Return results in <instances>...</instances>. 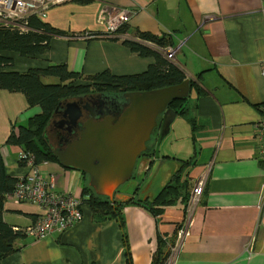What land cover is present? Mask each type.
<instances>
[{
  "label": "crops",
  "instance_id": "obj_1",
  "mask_svg": "<svg viewBox=\"0 0 264 264\" xmlns=\"http://www.w3.org/2000/svg\"><path fill=\"white\" fill-rule=\"evenodd\" d=\"M93 2L98 3L92 4L93 17L73 32L87 30L100 33V37H54L42 54L20 64L14 61V53H2L12 60L7 70L21 73L64 64L84 76L103 70L142 72L153 62L152 57L137 56L120 41L103 36L98 16L109 6L117 9L127 26L115 36L119 39L162 52L139 39L137 30L170 32L172 45L183 41L172 62L203 94L195 98L191 92L189 109L183 115L163 111L152 142L153 155L137 158L128 183L133 193L126 200L150 201L176 170L177 161L192 156L196 159L191 167L192 184L203 180L202 197L189 199L184 211L178 203L158 216L139 204L126 203L121 211L123 227L116 220L95 222L91 212L82 211V219L62 233L38 240L26 236L20 249L4 258L3 264H124V234L132 264H149L157 238L163 242L162 237L174 232L175 243L166 264H264V161L258 156L256 138L264 106V76L260 73L264 0ZM85 12L77 11V18L82 19ZM57 13L50 14L51 18ZM51 18L45 16L42 21L60 29ZM69 23H76L74 16ZM37 111L27 109L23 94L0 89V156L7 176L26 174V167L17 164L18 147L5 145L11 125H25ZM189 118L194 119L195 128ZM39 168L57 175L60 191L78 194L84 186L80 171L54 162ZM122 197L117 193L114 200L125 202ZM40 215L38 207L29 203L7 204L1 213L3 220L17 227L30 225ZM179 228L184 235L175 246Z\"/></svg>",
  "mask_w": 264,
  "mask_h": 264
},
{
  "label": "trees",
  "instance_id": "obj_2",
  "mask_svg": "<svg viewBox=\"0 0 264 264\" xmlns=\"http://www.w3.org/2000/svg\"><path fill=\"white\" fill-rule=\"evenodd\" d=\"M72 1L86 3L94 0ZM24 21L26 29L23 30L11 26H0V52L10 50L15 51L21 56L33 57L42 54L49 47L51 39L55 36L66 38L80 36L70 31L57 29L49 23L43 22L42 19L36 18L34 15L28 16ZM126 27L123 24L120 25L114 34L109 36V39L111 41H120L123 46L127 47L131 53L137 56L152 57L153 62L148 64L140 73L117 75L111 73L109 70H103L93 75L84 76L79 72L71 71L64 64H49L45 68H31L19 73L13 70H7L12 65V60L0 53V89L23 94L26 99L27 109L34 107L38 110L28 117L25 125H18L17 127L13 125L5 140V145L16 146L23 154L17 160L19 166H24L26 155H31L35 165H40L43 161H48L58 163L61 167L65 168L57 161L45 139L46 126L57 108L58 103H63L64 100L73 97L100 91L109 96L130 91H148L179 84L186 78L182 69L176 66L171 60L166 59L162 52L133 40L115 37L117 34L125 31ZM89 32L96 36H101L100 33ZM136 35L139 39L150 42L162 50L173 43V34L170 32L160 31L159 33H153L137 30ZM47 77H54L56 80L45 81L44 79ZM188 84L189 91L187 96L171 101L165 110H172L177 115H183L189 109L188 98L191 92L195 98L202 96L203 91L197 88L191 80L188 81ZM196 101L192 102L194 104L193 107L197 106ZM161 119L162 113L156 117V127L152 130L150 139L145 143L147 147L145 152L141 153L139 157H151L153 155L154 149L152 142ZM188 121L191 124V128H195L193 124L194 119L189 118ZM177 162L178 167L176 170L167 182L153 195L150 201H139L132 197L125 202L114 200V196L117 194L118 188L121 185L114 191L111 198L96 195L93 189L87 184V174L81 172L84 179V186L79 190L78 194L73 193L80 200V220L82 219L81 206L83 204H86L90 208L92 219L95 222L116 220L120 227H123L121 211L123 205L126 203L139 204L145 207L153 216L161 215L167 207L178 203L181 204L184 211L190 199L191 190L195 185V182L192 184L195 176L191 172V167L196 163V159L195 156H192L187 159L178 160ZM16 180L17 178L5 174L3 161L0 156V264H3L4 258L9 254L20 249L23 245L22 240L27 236L24 230L26 226H13L3 220L1 216L4 206L7 204L18 205L20 203H29L25 201L11 203L4 200L5 193L12 189ZM57 187L58 184L53 188V192L56 194H66L68 192L60 191ZM203 190L204 188H202V192L197 200L202 197ZM132 193L133 189L130 194ZM121 239L124 243V264H132L125 234L122 235ZM158 239L149 264H166L168 253L173 248V242L175 243V232L162 237L164 243Z\"/></svg>",
  "mask_w": 264,
  "mask_h": 264
},
{
  "label": "water",
  "instance_id": "obj_3",
  "mask_svg": "<svg viewBox=\"0 0 264 264\" xmlns=\"http://www.w3.org/2000/svg\"><path fill=\"white\" fill-rule=\"evenodd\" d=\"M188 81L185 78L176 85L123 93L125 104L115 119L111 116L102 120L90 118L82 124L78 136L64 150L53 151V155L65 168L87 174L88 185L96 195L111 198L131 178L135 162L145 152V143L156 127V117L171 101L187 96ZM93 97L88 94L64 100L63 104L58 103L54 113L59 110L73 123L81 113L80 106L87 109V100L93 101ZM51 123L50 118L46 129Z\"/></svg>",
  "mask_w": 264,
  "mask_h": 264
},
{
  "label": "built area",
  "instance_id": "obj_4",
  "mask_svg": "<svg viewBox=\"0 0 264 264\" xmlns=\"http://www.w3.org/2000/svg\"><path fill=\"white\" fill-rule=\"evenodd\" d=\"M67 0H0V26H12L26 29L25 19L34 15L42 19L49 6ZM99 21L104 28L103 36L109 37L117 28L124 24L121 14L114 6H109L105 11L99 13ZM91 37V33H86ZM93 37V36H92ZM183 41L167 46L162 50L163 56L173 60L182 46ZM260 73L264 76V62L260 66ZM262 120L257 131V153L264 161V106L262 107ZM23 156L20 152L18 158ZM26 174L17 178L12 189L5 193L4 200L11 203L29 202L38 207L41 215L33 223L24 228L27 236L43 238L51 233H62L74 226L81 218L79 209L80 200L73 193L56 194L53 188L57 184V175L45 173L35 165L33 157L26 155ZM17 158V159H18ZM203 188V180L200 179L191 190L190 200L198 199ZM196 196V199L193 197ZM176 244L182 240L184 230L179 229L176 234ZM179 241V242H178Z\"/></svg>",
  "mask_w": 264,
  "mask_h": 264
},
{
  "label": "flooded vegetation",
  "instance_id": "obj_5",
  "mask_svg": "<svg viewBox=\"0 0 264 264\" xmlns=\"http://www.w3.org/2000/svg\"><path fill=\"white\" fill-rule=\"evenodd\" d=\"M98 93H101V95L96 94L93 97V101L87 100V109L80 106L81 113L73 123H71L70 117L66 116L64 118L59 110L53 113L51 117L53 123L45 130V139L52 153L53 151L64 150L78 136L79 131L82 130V124H86L90 118L93 120H102L107 116H111L115 119L121 112L123 103L120 104L116 100L109 101L105 98L106 94L102 92ZM62 120L63 122H61Z\"/></svg>",
  "mask_w": 264,
  "mask_h": 264
},
{
  "label": "rangeland",
  "instance_id": "obj_6",
  "mask_svg": "<svg viewBox=\"0 0 264 264\" xmlns=\"http://www.w3.org/2000/svg\"><path fill=\"white\" fill-rule=\"evenodd\" d=\"M94 4H98L97 2H93V1H89V2H86V3H79L77 1H72V0H67V1H64V2H61V3H56V4H53L51 6L48 7V9L46 10L45 12V16H48L49 18H51V15L50 14H53V13H57L53 16L52 21H55L56 23H58V25H60L61 27H64L65 29H68L71 33H76V34H79L78 32H73V30H77L81 27V23L83 22H86L88 21L89 19H91L93 17V12H92V8H93V5ZM81 6H84V7H88V8H83ZM92 6V7H91ZM91 7V8H90ZM79 10H85L86 12L83 14V17L82 19H78L77 18V11ZM48 14V15H47ZM44 16V17H45ZM75 17V20H76V23L75 24H71L68 22L71 21L72 17ZM95 17V15H94ZM69 25V26H68ZM12 27V26H11ZM60 29H63L61 28ZM75 28V29H74ZM19 29L23 30V28L19 27ZM91 29V28H90ZM64 31H67V30H64ZM86 33H87V30L85 31H81V36H86ZM57 37V36H55ZM54 38V37H53ZM83 40H86V39H83ZM88 41V40H87ZM0 53H4V54H7V55H12V53L15 54L16 56V59H14V61H16L17 64H20L22 61L24 60H31V57H27V56H21L19 55L18 53H16L15 51H10V50H5V51H2ZM144 57V56H143ZM151 57V56H150ZM13 58V56H12ZM113 72V71H112ZM113 73L115 74H126V73H132V72H126V71H114ZM134 73V72H133ZM45 79H48L46 81H52V80H55L54 77H47ZM101 92V91H100ZM104 93V92H102ZM96 94H100L101 93H98V92H93V94H91L92 96H95ZM106 94V93H104ZM88 96V95H86ZM76 97H73V98H70V99H67V100H73L75 99ZM105 98L109 101L111 100H116L118 101L120 104L123 103V105L121 106V108H123L124 104H125V98L122 97V94H115L113 96H109V95H105ZM120 108V109H121ZM119 109V110H120ZM14 124L11 125V129L13 127ZM15 126V125H14ZM48 145V144H47ZM47 162L48 161H43L42 163L40 164H43V165H47ZM55 163V162H54ZM138 163V161H137ZM79 172V171H78ZM81 174V172H79ZM89 182V178L87 179V184ZM130 182V179L129 181L127 180L126 182H124L119 188H118V194L120 195H123L122 198H128L127 196H129L130 192H131V185L128 184ZM193 199H196V196L193 197ZM82 211H84V213H88V212H91L90 208L86 205V204H83L82 205ZM264 228V222H263V225L261 226ZM263 228H261V232H262V235L264 236V230ZM47 237V236H45ZM43 237V238H45ZM33 239H40V238H37V237H33Z\"/></svg>",
  "mask_w": 264,
  "mask_h": 264
}]
</instances>
